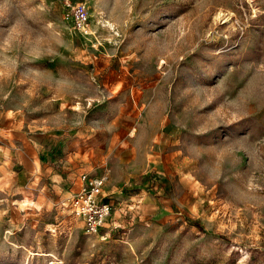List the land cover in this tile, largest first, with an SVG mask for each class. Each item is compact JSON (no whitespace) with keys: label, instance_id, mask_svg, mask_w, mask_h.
Instances as JSON below:
<instances>
[{"label":"rangeland","instance_id":"obj_1","mask_svg":"<svg viewBox=\"0 0 264 264\" xmlns=\"http://www.w3.org/2000/svg\"><path fill=\"white\" fill-rule=\"evenodd\" d=\"M0 264H264V0H0Z\"/></svg>","mask_w":264,"mask_h":264},{"label":"built area","instance_id":"obj_2","mask_svg":"<svg viewBox=\"0 0 264 264\" xmlns=\"http://www.w3.org/2000/svg\"><path fill=\"white\" fill-rule=\"evenodd\" d=\"M65 17L79 32L85 34L88 32L89 13L84 3L79 2L70 6L65 12ZM105 183L104 177L95 176L70 200V209L74 217L82 222L84 230L90 234H96L104 227L112 213V203L103 193Z\"/></svg>","mask_w":264,"mask_h":264},{"label":"crops","instance_id":"obj_3","mask_svg":"<svg viewBox=\"0 0 264 264\" xmlns=\"http://www.w3.org/2000/svg\"><path fill=\"white\" fill-rule=\"evenodd\" d=\"M114 173H117V171H116L115 169H114ZM113 176H114V175H113ZM112 179H113V178H112ZM112 179H111V180H112ZM111 180L108 181V182H111ZM72 193H73V192H71V194H70L71 196L73 195Z\"/></svg>","mask_w":264,"mask_h":264}]
</instances>
